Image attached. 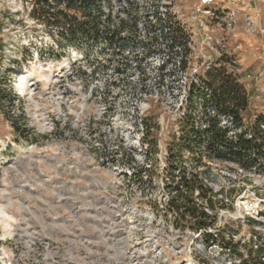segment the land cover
Listing matches in <instances>:
<instances>
[{
  "label": "built area",
  "instance_id": "obj_1",
  "mask_svg": "<svg viewBox=\"0 0 264 264\" xmlns=\"http://www.w3.org/2000/svg\"><path fill=\"white\" fill-rule=\"evenodd\" d=\"M212 3L213 0H200L190 9L187 29L180 24L171 0H96L91 16L97 21L89 35H76L58 82L69 77L80 78L87 82L90 96L92 92L102 91L104 108L99 117H107V131L120 128L130 120L124 117V109L110 113L109 107H122L129 100L134 103L131 131L118 130L114 148H110L113 153L123 154V181L129 191L123 196L96 199V215L86 224L72 208L76 226L71 239L61 230L54 231L56 239L49 237L27 218L17 222L8 211L14 219L10 226L0 225V264H243L246 261L243 245L248 244L253 251L264 247V239H257L254 232L245 234L226 225L228 221L242 226L250 222L264 228V220L260 219L264 218V202L254 192L243 190L227 195L236 187L235 174H232L233 184L223 186L225 193L220 194L201 180L204 194L196 188L195 195L184 192L182 196L152 201L144 198L140 188L150 184L149 172L153 167L150 141L143 125L144 111L137 112L139 104L146 103L149 97L166 100L171 109L179 112L173 119L185 121L188 130L185 136L182 133L179 136L183 141L192 130L206 140L202 130L209 127L210 118L217 120L229 139L236 140L243 131L251 137L247 127L237 126L233 117L205 104L204 99L211 94L206 73L223 55L229 58L228 71L237 75L239 81L250 80L255 88L264 90L260 86L262 74L242 73L238 60L225 50L223 37L217 35V28L209 22V18L222 19L227 30H232L234 12L221 18ZM60 8L65 10V1L60 3ZM76 14L81 16L79 12ZM63 41L67 39L63 37ZM239 47V44L235 46ZM210 50L215 53L213 58ZM150 75L155 89L154 94L147 95L145 88ZM11 89L12 97L23 98L19 75ZM128 89L134 90L132 97L127 96ZM259 126L264 132V122ZM12 144L7 139L0 150L6 151ZM204 144L201 157L197 149L186 147V150L196 160L204 158L232 163L231 168L237 170L241 166L245 168L234 159L217 157ZM165 154V162L175 157L169 156L167 150ZM256 165L261 163L250 166ZM193 169L190 171L196 172ZM176 170L181 171L179 167ZM178 177V186L183 188L180 174ZM256 264H264V255L258 256Z\"/></svg>",
  "mask_w": 264,
  "mask_h": 264
},
{
  "label": "rangeland",
  "instance_id": "obj_2",
  "mask_svg": "<svg viewBox=\"0 0 264 264\" xmlns=\"http://www.w3.org/2000/svg\"><path fill=\"white\" fill-rule=\"evenodd\" d=\"M199 1L171 0L183 27L188 29L189 11ZM32 3V0H0V148L7 139L13 143L6 151L0 150V213L9 211L17 222L27 218L54 239L55 230H61L71 239L75 235L72 229L76 218L69 211L70 206L86 224L96 215V199L123 196L129 189L124 187L123 154L113 153L110 148H114L118 130L131 131L134 103L129 100L122 107H109L110 113L124 109V117L130 120L120 128L107 131V117H99L104 108L101 103L104 93L97 90L90 96L87 82L80 78L69 77L58 82L60 69L71 56L72 48L58 34L57 27L32 15ZM212 7L221 18L234 12L232 30H227L222 19L209 18V22L217 28V35L223 37L225 50L234 54L238 62L240 54H244L239 62L240 71L262 74L260 86L264 88V0H213ZM209 53L211 58L215 56L212 50ZM39 68L43 76L37 71L30 76L31 71ZM22 74L29 78L24 96L18 100L12 97L11 88ZM153 80L150 75L145 88L147 95L154 94ZM241 83L249 97L248 107L241 114L242 122L249 130L257 122H264V90L255 88L250 80ZM133 91L128 89L127 96L132 97ZM142 111L153 166L149 172L150 184L140 187L146 200L178 195L177 180L181 172L169 167L175 164L181 171L194 168L199 180L207 187L211 185L216 194L225 193L223 186L230 187L235 174L236 187L227 195L250 190L264 202V166L247 165L237 170L231 168L232 163L196 160L186 150L183 137H179L188 130L185 121L173 119L179 112L171 109L166 100L149 97L146 103L139 104L137 112ZM166 150L169 156H175L167 162ZM204 193L203 187L200 194ZM1 220L0 214V225ZM11 220L13 217L8 221ZM228 222L227 227L235 231L254 232L257 239H264L261 225ZM242 249L246 261L256 264L258 254L248 244Z\"/></svg>",
  "mask_w": 264,
  "mask_h": 264
},
{
  "label": "trees",
  "instance_id": "obj_3",
  "mask_svg": "<svg viewBox=\"0 0 264 264\" xmlns=\"http://www.w3.org/2000/svg\"><path fill=\"white\" fill-rule=\"evenodd\" d=\"M62 1L66 2L65 10L60 8ZM94 4H96V0H33L31 13L38 21L57 27L58 34L67 39L68 44L75 45L76 35H89L97 21L95 16H91ZM78 12L81 15L79 17L76 14ZM228 61V56L223 55L218 59L217 65L206 73V84L210 88L211 94L208 98H205L204 95V100L207 106H211L220 114L233 117L237 126H243L241 114L248 107V96L238 76L228 71L226 66ZM259 125L260 123L257 122L254 128L249 129L251 131L250 138L243 131L237 135L236 140H232L227 138L225 129L217 125V120L210 118L209 127L202 130L206 135V140L197 135V132L195 134V130H192L190 137H188L189 135L187 138L185 137L184 142L189 149H197L199 157L203 152L201 151L202 144L205 143L206 149L215 153L217 157H228L245 166L258 164V162L264 161V132L259 128ZM261 166L264 164L261 163ZM169 167L174 171L177 168L175 164ZM180 172L183 188L178 187L177 196L184 195V192L192 195L196 188L200 193L203 192V184L196 172L189 171L188 173L184 169ZM194 210L195 208H191V211ZM255 252L258 254L257 256L264 255V247L257 248ZM243 264L249 263L244 261Z\"/></svg>",
  "mask_w": 264,
  "mask_h": 264
},
{
  "label": "bare ground",
  "instance_id": "obj_4",
  "mask_svg": "<svg viewBox=\"0 0 264 264\" xmlns=\"http://www.w3.org/2000/svg\"><path fill=\"white\" fill-rule=\"evenodd\" d=\"M34 71H37L38 73H39V75H41V76H43V73H42V71H40V68L38 69V70H33V71H31V73H29L30 74V76L32 75L33 76V72ZM20 77V80H19V86H20V88L24 91V90H26L27 88H26V82H28V78H29V76L28 75H26V74H22V75H20L19 76ZM70 210V212L72 213V214H74V210L72 209V207L70 206V208H69ZM1 217H2V223H3V225L4 226H10V222L8 221L9 219H11L12 218V216L8 213V212H6L5 210H2L1 211ZM14 219V218H13Z\"/></svg>",
  "mask_w": 264,
  "mask_h": 264
},
{
  "label": "crops",
  "instance_id": "obj_5",
  "mask_svg": "<svg viewBox=\"0 0 264 264\" xmlns=\"http://www.w3.org/2000/svg\"><path fill=\"white\" fill-rule=\"evenodd\" d=\"M237 57H238V56H237ZM239 57H241V58H239V62L241 63V62H242V59H243V57H244V54H240Z\"/></svg>",
  "mask_w": 264,
  "mask_h": 264
}]
</instances>
